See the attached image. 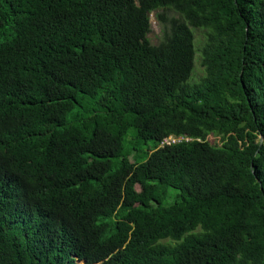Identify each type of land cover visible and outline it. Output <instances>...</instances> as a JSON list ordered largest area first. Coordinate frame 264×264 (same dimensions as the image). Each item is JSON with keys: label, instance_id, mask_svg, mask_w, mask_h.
I'll return each instance as SVG.
<instances>
[{"label": "trees", "instance_id": "16d2710c", "mask_svg": "<svg viewBox=\"0 0 264 264\" xmlns=\"http://www.w3.org/2000/svg\"><path fill=\"white\" fill-rule=\"evenodd\" d=\"M79 261L264 264V0H0V264Z\"/></svg>", "mask_w": 264, "mask_h": 264}, {"label": "rangeland", "instance_id": "374dc122", "mask_svg": "<svg viewBox=\"0 0 264 264\" xmlns=\"http://www.w3.org/2000/svg\"><path fill=\"white\" fill-rule=\"evenodd\" d=\"M158 11H153L150 14V31L147 34V38L152 44H158L161 40V25L159 21L156 19V13ZM170 16L178 17L179 15L171 11L169 12ZM193 31V29H192ZM195 35V45H196V55L194 59V67L191 75V80L195 81L198 80L203 75V68L200 63L199 57V47L201 42L203 41L204 31L202 29H194ZM134 131L130 130L125 138V150L126 148H133L130 153V160H143L146 158L147 154L149 153L150 149L153 148V141L152 140H135L134 139ZM178 140V139H173ZM208 141L212 145H219L221 144L220 138L214 135L208 136ZM179 193L177 189L169 188L168 196L163 200L164 205H168L173 203L176 200V195ZM77 264H83V262L79 261Z\"/></svg>", "mask_w": 264, "mask_h": 264}, {"label": "water", "instance_id": "95a60500", "mask_svg": "<svg viewBox=\"0 0 264 264\" xmlns=\"http://www.w3.org/2000/svg\"><path fill=\"white\" fill-rule=\"evenodd\" d=\"M260 139H261V141L263 140V137L262 136H260Z\"/></svg>", "mask_w": 264, "mask_h": 264}]
</instances>
